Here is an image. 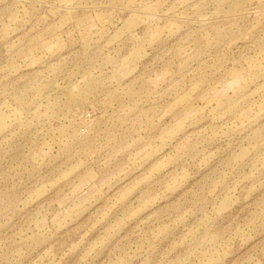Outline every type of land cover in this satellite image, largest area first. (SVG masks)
<instances>
[{
  "label": "rangeland",
  "instance_id": "374dc122",
  "mask_svg": "<svg viewBox=\"0 0 264 264\" xmlns=\"http://www.w3.org/2000/svg\"><path fill=\"white\" fill-rule=\"evenodd\" d=\"M0 264H264V0H0Z\"/></svg>",
  "mask_w": 264,
  "mask_h": 264
}]
</instances>
